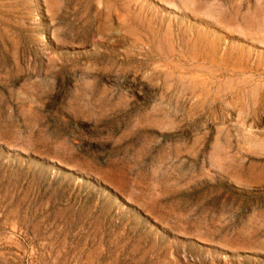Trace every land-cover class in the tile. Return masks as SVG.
Listing matches in <instances>:
<instances>
[{
	"label": "rangeland",
	"instance_id": "obj_1",
	"mask_svg": "<svg viewBox=\"0 0 264 264\" xmlns=\"http://www.w3.org/2000/svg\"><path fill=\"white\" fill-rule=\"evenodd\" d=\"M0 264H264V0H0Z\"/></svg>",
	"mask_w": 264,
	"mask_h": 264
}]
</instances>
